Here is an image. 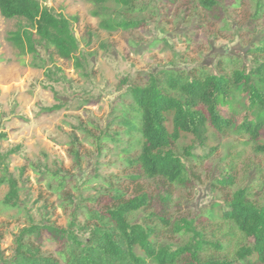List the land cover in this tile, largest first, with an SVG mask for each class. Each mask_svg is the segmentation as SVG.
I'll use <instances>...</instances> for the list:
<instances>
[{"label":"rangeland","instance_id":"374dc122","mask_svg":"<svg viewBox=\"0 0 264 264\" xmlns=\"http://www.w3.org/2000/svg\"><path fill=\"white\" fill-rule=\"evenodd\" d=\"M216 1L206 9L199 0H140L131 15L111 4L116 20L125 17L141 26L109 32L92 15L90 0H40L72 20L78 67L53 49L38 46L36 54L19 49L11 39L21 23L0 15V150H18L9 169L20 193L18 206L10 207L9 188L0 187V259L14 255L16 237L32 224L68 230L75 222L85 240L90 212L104 211L121 194L150 199L131 222L159 225L155 217L149 221L152 215L169 222L187 219L221 242L224 249L214 250L219 259L251 244L221 219L237 192L264 206V133L256 140L239 127L249 97L243 85L231 90L232 107L222 109L226 116L234 114L229 131L221 135L207 127L201 138L186 137L175 147L187 167L185 187L147 178L123 153L128 137L119 122L129 117V90L147 86L154 76L244 71L264 92V55L258 53L264 0L261 8L260 0ZM192 238L161 229L158 243L177 249ZM38 243L44 256L66 264L65 243L48 232Z\"/></svg>","mask_w":264,"mask_h":264},{"label":"trees","instance_id":"16d2710c","mask_svg":"<svg viewBox=\"0 0 264 264\" xmlns=\"http://www.w3.org/2000/svg\"><path fill=\"white\" fill-rule=\"evenodd\" d=\"M90 1L94 6L92 15L100 20L101 29L118 32L140 28V21L125 17L116 20L110 8L111 4L122 5L125 13L131 15L137 12L140 0ZM199 2L206 9L217 4L216 0ZM0 15L21 23L11 39L19 49L28 48L31 54L37 53L38 46L53 49L59 58L75 60L79 66L80 45L72 20L54 13L40 0H0ZM258 53L264 55V40ZM242 85V91L249 97L247 115L239 127L257 140L264 133V92L244 71L231 75L167 73L164 77H152L145 87L130 88L129 117L119 122L124 128V137H128L127 142L122 140L127 146L123 150L129 157L127 163L142 170L149 179L185 187L187 167L175 147L186 137L201 138L207 127L221 135L229 131L234 114L226 116L222 109L232 107L231 90ZM133 152H138L136 157H131ZM17 153V149L5 154L0 150V187L8 186L5 204L10 207H17L20 201L19 182L9 169V159ZM184 154L189 156V148L184 149ZM149 205L146 194L134 199H125L123 194L113 197L104 211L90 212L92 223L84 228L88 231L85 240L77 235L75 222L68 230L32 224L16 237L14 255L2 257L0 264H60L54 257L43 255L38 240L44 232L65 243L66 264H264V206L247 201L243 191L235 193L221 216L245 240L251 241L250 245L240 247L232 258L219 259L214 250L224 249L221 242L205 237L187 219L169 222L152 215L149 221L153 223L155 217L159 225L131 222L134 215ZM161 229L193 234V238L174 249L158 243Z\"/></svg>","mask_w":264,"mask_h":264}]
</instances>
